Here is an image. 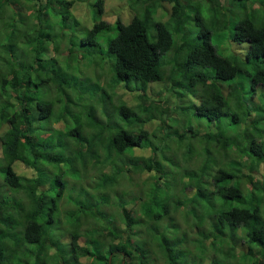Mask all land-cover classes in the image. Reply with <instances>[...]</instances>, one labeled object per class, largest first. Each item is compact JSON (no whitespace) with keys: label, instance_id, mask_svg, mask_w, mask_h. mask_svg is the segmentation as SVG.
Returning a JSON list of instances; mask_svg holds the SVG:
<instances>
[{"label":"trees","instance_id":"16d2710c","mask_svg":"<svg viewBox=\"0 0 264 264\" xmlns=\"http://www.w3.org/2000/svg\"><path fill=\"white\" fill-rule=\"evenodd\" d=\"M124 1L0 0V264H264V0Z\"/></svg>","mask_w":264,"mask_h":264},{"label":"rangeland","instance_id":"374dc122","mask_svg":"<svg viewBox=\"0 0 264 264\" xmlns=\"http://www.w3.org/2000/svg\"><path fill=\"white\" fill-rule=\"evenodd\" d=\"M107 2H108V5H107L106 11H105L107 19L112 21V20L116 19V16H119L122 19V21L127 22L129 20V18H131L132 11L130 9H128V6H127V5L130 4L129 2H126L124 0H120V1L119 0H107ZM208 2H209L208 0H190V2H189L190 6H187V7L188 8H194V9L198 8L199 10H201L203 12V16H207L208 8H209V6L207 5ZM57 9H58V7H57ZM234 10H237V9L233 6V11ZM71 12L73 13L74 11L71 10ZM60 13L61 12H59V14ZM209 13L212 14L211 11H209ZM239 13L240 12L238 11L237 14H239ZM48 16L49 17L47 18V20L49 21V23H56L58 25V27L60 28V23H62L60 21L61 17L52 16V12L51 11H49V15ZM102 18L103 17H101V19ZM94 22H95V18H94V16H93L91 11H89V13L87 14V19L86 18H81V21H80L81 24H84L85 29L91 28ZM212 33H213V35H212L213 44L216 47V49L218 50V52L223 54L222 47L227 49V50L229 49L230 52H232L231 47H233V44L229 41L228 31H222V32L220 31L219 32V30H216V29L213 28ZM102 46H104L103 43H102ZM242 46H245V45H242ZM24 63L25 62H21V64H24ZM161 86L164 87V84H161ZM161 86L160 85H155V84L154 85H149L148 88H147L148 89L147 90V95H149V96L156 95L157 94L156 92L160 91ZM101 88H102V90H104L106 92L107 96L111 100V105L114 106V107H116L117 105L121 104L124 101L126 103H128L129 105H131L130 104L131 100H135L134 96L136 94H134L133 92H130V91H127V90L123 91V90H121V88L119 89L118 87L110 89V88L106 87L104 84L101 85ZM41 93L43 94L42 90H41ZM102 97H104V95L101 92H98V99H102ZM97 110H99V109H97ZM174 112L176 113V111H174ZM166 113H167V115H170L172 113V111H166ZM190 121H191V123L194 126H198L200 128L201 132L203 131L204 128L205 129H209V127H210V124H207V122H204V121L202 123H200V124L199 123L196 124V121H199V120L196 119L195 117H192V116H191V120H187L185 122L187 124V122H190ZM141 124H142V122H138L137 126L140 125V127H141ZM4 128H5V126H4ZM142 128H143V124H142ZM195 145L199 146V144L196 143V142H195ZM141 152L142 151H136L137 154H140ZM25 172L27 173L28 171L26 170ZM263 173H264V164H261L260 168H259V175H262ZM142 177L144 179V177H146V176H144V174H143ZM133 210H135V211L138 210L137 205L133 206ZM105 211L113 212L114 209L113 208H106ZM116 224L118 225V222H116ZM83 241H85L84 237H82L80 239L81 244L83 243ZM206 262H207V260H206Z\"/></svg>","mask_w":264,"mask_h":264},{"label":"water","instance_id":"95a60500","mask_svg":"<svg viewBox=\"0 0 264 264\" xmlns=\"http://www.w3.org/2000/svg\"><path fill=\"white\" fill-rule=\"evenodd\" d=\"M108 264H111V256H109Z\"/></svg>","mask_w":264,"mask_h":264},{"label":"clouds","instance_id":"9594fccd","mask_svg":"<svg viewBox=\"0 0 264 264\" xmlns=\"http://www.w3.org/2000/svg\"><path fill=\"white\" fill-rule=\"evenodd\" d=\"M188 1H190V0H188ZM122 264H124V261L122 262Z\"/></svg>","mask_w":264,"mask_h":264}]
</instances>
